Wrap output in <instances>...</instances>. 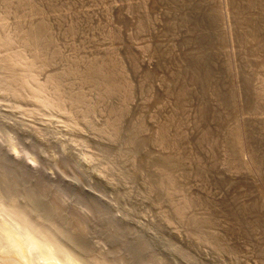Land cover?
<instances>
[{"label": "rangeland", "instance_id": "obj_1", "mask_svg": "<svg viewBox=\"0 0 264 264\" xmlns=\"http://www.w3.org/2000/svg\"><path fill=\"white\" fill-rule=\"evenodd\" d=\"M39 1L40 0H38V2ZM43 1L44 0L40 2ZM71 1L78 2L79 0H69L66 2ZM114 1L119 3L131 2V9L134 12L137 10L140 14V18L144 21L143 24H145V30L148 33L147 44L151 45L146 47L143 52L148 55L147 57L150 56L151 59L154 58L155 67L149 69L143 66L141 64V55L134 49L132 50L128 42L127 46L124 45V48L120 47L117 51L119 59L121 58L122 60L116 57V59L121 62L117 70H124L125 72L123 71L124 74L122 72L116 75L117 78H113L114 75L111 78L121 83L122 90H124L122 84L125 83L123 81L125 78L129 79L128 81L131 80L130 83L134 82V84H132V88H134L132 92H135L134 94L131 92L130 99L133 97L132 100L136 99L137 101L143 93L146 99H148V104H150L151 109L153 108V104H157L158 102H161V104L165 106L162 111L158 110L156 115L157 119L162 123V128L167 132L166 143L168 146L166 151L169 153V156L173 157V159L185 169L187 175L185 176L187 178L186 181L184 176L178 174L181 188H177L170 181L165 178L163 179V175H158L164 182V185H162L164 192V197L162 193L164 209L169 216L171 214L173 215V217L171 215L170 219H172L175 226L178 225L177 227L182 230L189 227L187 223L189 225L192 223L190 217L193 213H207V216L211 218L212 224L210 225L216 228L220 233L221 241L228 244V246L234 250V256L241 254V252H239L241 250V241H245L252 246L259 258L264 260V103H261L258 95L252 89L249 81H247L248 78L245 77L246 75L243 77V74H247V72L244 70V67H246L244 64V52L240 49V41H238L239 38L244 35L240 27L241 20L238 19L240 12L246 15V19L251 23L250 25H258V29L261 30L264 36V0ZM68 6L67 4L66 11L67 8H71L70 6H72L71 9L73 10V3L69 7ZM161 6H163L162 11L160 10V8H162ZM87 7L88 6H86V8ZM140 9H143V11ZM241 9H243V11H240ZM2 10L4 9L0 6V16H4L5 18L3 19L2 17V19H0V37L3 35L2 38L7 39L6 37L8 36V38H11L8 40H12L13 42H9L5 45L0 44V264H93L92 259L98 257L99 254L106 255L109 259L113 258V262L116 261V264H121L119 260L122 261L124 258L125 260L127 258L129 260L131 259L128 261V264H150V259H152L156 253L155 256L162 258L166 261V264H173L169 258L165 259V256H168V254L164 247H161L163 244L160 245L159 243L157 247L151 248V251L148 252L145 250L141 253V250L135 246L138 242L137 238V240L135 238L128 239V241H125L126 244L125 242L120 244L121 248L125 250V252H123L125 254L122 253L123 250L120 248V254H122L121 256L123 258L118 259V257H120L118 252H120V250L116 252L112 247L118 245L117 242L122 241L119 239L116 240L115 237H111L109 234L110 238H106L108 229L106 225L104 227L103 225L108 222V217L113 226L118 224L116 228H123L125 226V221H127V217L124 215L122 208L117 205L118 203L112 202L115 201V196L110 192L104 194L101 191L100 184L103 182V178L110 176L111 171L114 170V166L104 157L101 150H98L95 142L92 143L93 140L91 139V141L89 139L90 135H95V132L92 131L93 126L92 124L89 125V123L92 121L94 122V126H97L99 123L103 125L104 121L101 120V116L103 115L102 110H105L104 113L106 112L109 115L111 114L109 111L112 105L110 103H113V106L116 104L114 107H117L119 102H125L128 98H123V92L120 93L121 95L119 94L112 98L106 96L105 99H98V101L101 102L99 103L97 102L98 94H96V89L93 92L94 88L88 83V80L82 79L76 72L70 73L69 71L72 67L75 68L76 66L84 70L88 68L90 64L98 65V67L102 66L100 69L103 70V72L106 70L107 72L116 71L115 67V69H113V67L107 65L110 59L114 60L113 53L98 55L99 53L94 52L92 47L90 48L91 45L88 44L89 40H91L90 38L84 39L83 43L88 41L87 44H83L78 38H73L72 40L68 39L70 41V46L69 44L66 45L65 42L68 40L66 41L64 37H67L63 31H59L65 29V24L61 21V26L60 21L58 23L55 22L56 24H54L56 27L53 25V27H55L54 39L58 41H54L56 43L60 42L56 44L59 47L56 48V51L60 53L58 50L60 49L62 54H59L57 57L56 53L58 52H55L56 57L54 58H56V61L53 62H56V65L54 63L50 68L58 66L61 72L59 71L57 73V67L56 69L54 68L58 75L64 74L66 71L68 72L64 75L62 74L64 78L61 77L62 75L60 76V78H62L61 85L59 84V90H57L58 85L54 82L55 80H51V77L49 78L47 76L48 71L46 72L38 61H33L32 63L31 60L34 59H32L33 56L31 51H29L30 49L25 48L17 32L13 30L14 21L12 16ZM71 11L69 9L68 12L72 13L73 11ZM96 18L98 20L104 19L100 14H97ZM75 20L77 19H73L74 26L79 22L77 20L75 23ZM115 21L119 26H117V31L120 32L123 39H125L126 36L122 30L126 29L129 22L126 19L121 20L118 15L113 16V22L115 23ZM222 23L225 24V31H223L224 29L221 27ZM78 25L80 26L79 23ZM60 26L62 28H59ZM155 26H158L160 30L162 29L163 31L161 32H165V34L168 33V38L172 37V40L169 38V42H162V33L160 34L158 29L155 31ZM57 28H59V30ZM164 28H167V30L165 31ZM78 30L77 28V31ZM136 34L137 31H133L132 37L135 38L137 36ZM233 35L235 37H233ZM140 38L142 37H136L135 39L139 40ZM157 38L158 40H156ZM150 39L153 44L149 41ZM176 39L177 41H175ZM75 41L77 42L75 43ZM85 44L89 45V47H86ZM223 44L229 45L230 53L227 52L223 54L221 52L224 47ZM18 54L20 55L18 56ZM241 54H243V56ZM3 55H7V57L5 56V58ZM126 63L128 64L126 65ZM237 63H240V65ZM179 64H182L181 67L184 69L181 68ZM177 66L180 68L177 69ZM62 68L66 71L62 72ZM161 70L162 72H160ZM240 72L241 74L243 72V74L241 75ZM125 74H127V77ZM162 74L164 80L169 82L166 81L164 91L158 90L154 85L157 78L156 76ZM123 76L125 78H123ZM12 77L16 78V80ZM102 81H105V79L103 78ZM6 82L10 84H5ZM65 88L69 91H78L81 89L83 94H85V96L83 95L84 100L82 99L81 102L75 103ZM72 92L73 91L70 93ZM58 94L61 95L59 96ZM15 96L17 98H15ZM69 96L72 101L66 98ZM107 98L111 100H109V106L108 103H106L109 102L106 100ZM132 100L128 99V101L125 102L126 104L129 103L128 105L130 107L128 109V117L125 118L126 120L124 121L126 123L123 124L125 125L123 126V131L129 130L128 127L131 125L130 120L132 122V120L136 118L138 122L137 117L140 119V114L138 115V112H141V107L136 106V108L132 106L130 103ZM72 102H74V105H72ZM103 105H107L108 108L110 107L109 111L108 108ZM252 105L254 107H252ZM91 106L94 107L95 111ZM113 106L112 108H114ZM131 106L133 109H131ZM231 106L234 108H231ZM243 107H245V109ZM107 114L103 116L109 117ZM143 117L147 119L145 115ZM143 117L141 121L146 120ZM136 121L134 120L135 123ZM145 123L146 122H144V124ZM100 124L99 127H102L101 130L104 133L109 131V127ZM148 128L150 127L146 126L145 131L151 132V129ZM127 131L124 133H127ZM102 135L103 134H100V136ZM235 136H238L241 140H236ZM139 144H141V148L143 143L140 142ZM216 159L217 161H215ZM106 160L107 162L104 163L103 161ZM220 160H223L225 163L227 160H229V162L231 161V163L236 162L235 164L227 162L226 165L228 167L230 166L231 169L237 165L235 169H239V172L241 170V172H245L246 174L236 178L223 176L216 171L217 163L219 164ZM68 163L71 164V166L69 165L70 168L67 167L68 165H65ZM115 164L117 165V162H115ZM14 166L18 167L23 174L21 172V175L16 177L18 188L14 192H11L4 186L3 177L4 175H11ZM30 174L35 175L34 179ZM46 184L53 185L55 188L54 190V188L50 186L48 189L47 186H45L46 199H49L48 197L51 198L49 202L55 194H59L58 196L59 198L61 197L60 199L61 202L63 201V206L66 205L65 208H67V206L69 207V209L67 208L66 210H68L67 213L69 215L71 214L70 217L74 216V214L79 211L80 214H78H82L81 217H84V220L86 219L87 231H90L89 233L87 232L89 235L83 241L86 247V240L88 241V248L80 249V246H78L82 243L79 241L81 240L79 239V237H81L79 234H76V238L78 237L77 239L74 238L76 241L70 238L68 224L64 223L57 215H52L48 210L51 202L48 203V205L45 203L46 201L42 202L44 199H38L42 197L41 191ZM40 185L42 186L41 190ZM134 185L137 188L139 187L137 183H134ZM198 185L202 186L204 190L201 188L197 189L196 186ZM133 188L135 187L133 186ZM137 188H135L136 190L133 189L136 194L140 192L137 191L138 189L140 190V187ZM186 188L188 189L186 190ZM56 190L58 192L54 193L53 191ZM29 192H33V199L28 198ZM47 192H49V194ZM192 193L199 196V203L190 208V205L186 203V199L189 195H192ZM200 193H202L201 196ZM136 194H132L131 200L134 199L133 201H135L136 196H139V194ZM212 195H215L216 198ZM91 199H98L106 206L108 210L107 220L97 217L96 211L93 210V206L89 202ZM200 201L204 204H201ZM109 202L116 204L109 205ZM176 206H180L178 208L179 210L180 208L181 211L184 210L182 213L184 215L183 220L181 216L180 218L175 215ZM143 209L144 211L147 210L145 211V214H147L146 218L155 220L156 216L153 212L151 213V209L149 210V208L143 207L142 211ZM99 219L104 220L103 222L106 223L99 222ZM108 224L110 223L108 222ZM191 226L192 225H190V227ZM103 229H106V231ZM100 230H103L104 233ZM133 239L136 242H134ZM128 242H132L133 244H128ZM112 243H114V246ZM134 243L136 244L134 245ZM96 251L101 253L96 256ZM132 252H134V254ZM113 253L118 254V256H115ZM140 254H143L144 257ZM127 255H129V257H127ZM114 258H116L115 261ZM140 258H142V261H140ZM125 260H123L124 262L122 263H127ZM113 262L112 264H115ZM176 262H179V260L177 259Z\"/></svg>", "mask_w": 264, "mask_h": 264}, {"label": "bare ground", "instance_id": "obj_2", "mask_svg": "<svg viewBox=\"0 0 264 264\" xmlns=\"http://www.w3.org/2000/svg\"><path fill=\"white\" fill-rule=\"evenodd\" d=\"M35 1L34 0H0V6L4 9V10H2L3 12L5 11L8 15H11L12 16V19L14 21V22L12 21L13 22V25H14V27H13L14 29L13 30H15L17 32V35H19L18 37H20V39L23 42L25 48L30 49L29 51H31L32 56H33L32 59H34V60H31L32 63H33V61H38L40 63V65H41V67L44 70H46V72L48 71L47 72V76L49 78L51 77L50 78L51 80L52 79L55 80L54 82L57 83L56 85H58L57 86L58 87L57 90H59V86L61 85V79L64 78L63 75L66 74V73H68L66 70H64L62 68L63 69L62 72L63 71L64 72L66 71V72L64 74L62 73L63 75L61 74L62 75L61 76V75H58L57 74L59 71L61 72V69L58 68V66H56L57 69L54 66V68L56 70H58L57 73L55 72V69L54 68H50L54 63L56 65V62H53V61H56V58H54V57H56V56L58 57L59 54H62L60 49H58L60 51V53L58 51H56V48L58 47V45H56V44H58L60 42L56 43L55 41H58V40H55L54 39L55 38V36H54L55 35V33H54L55 29L54 28L56 27L55 26V24H56L55 22L58 23L59 21L60 22L62 21L63 24H65V26H64L65 29L64 30L63 29L62 30H59V28H62L61 27L62 26V22H61V26L59 28H57V29L60 32H62V31L64 32L65 36L67 37V38L64 37V39H66V41L68 39L69 40H72L73 38H78L83 43V41H84L85 38L86 39H89L90 38L91 40H89V43L88 44L91 45L90 48L92 47V49L94 50V52H98L99 53L98 55H100V54L106 55V54H112L113 53L114 60L110 59L107 62V65L113 67V69L116 68V71L107 72V70H106L105 72H107V73H105V72H103V70L100 69V67H102V66L98 67V65H92V64L89 63L90 65L88 66V68L85 67L86 69H84V70L81 69V68H79V67H77L75 65L76 66L75 68L74 67H72V68L70 67L71 69H70L69 72L70 73L76 72L77 74H79L80 77H82V79L88 80V83L91 84V86L94 88L93 92L96 89V94H98L97 102H99V103H101V102L98 101V99L99 100L105 99L106 96H108V98L109 97L112 98V97H114L116 95H119L120 93H123V92H124L123 93L124 97L123 96L122 97L124 99L128 98L129 100H132L133 97H132V99H130V98H131V94L132 93L134 94V92H135V91L132 92V89H134V88H132V84H134V82L133 83H130L131 80L128 81L129 79H126L123 76V78H125V80H123L125 83L122 84L123 85V89H124V90H122L121 89V85H120L121 83H119V81L117 82L116 80L113 79L114 77L117 78L116 75L121 74L124 71V70L123 71L117 70V67L121 64V62L119 61L121 58L119 59V57L117 55V51L119 50L120 47H123L124 48V45L127 46V43L129 42L130 46L132 47V50L134 49L138 54L141 55L140 56L141 57V64L143 66L151 69V68L155 67V60H154V58L151 59L150 56L147 57L148 55H146L143 52L146 47H149L151 45L150 44H147V39H148L147 36H148V33L145 30L146 29L145 28V24H143L144 21L142 20V18H140V14L137 12V10H136V12H134L131 9L132 8L131 2H120L119 3V2H115L114 0H79L80 2L79 1L78 2L71 1L73 3V5H74L73 6V10H72L71 9L72 6H70L72 3L71 2H66V1H69V0H44L43 2H40L42 0H40L39 2H38V0H35ZM53 1H55V2H53ZM125 1H127V0H125ZM132 2H133V0H132ZM187 2H189V1H187ZM67 4L71 8H67V11H66V5ZM140 5H141V3H140ZM147 5H148V3H147ZM86 6H88V7L86 8ZM161 7L162 8H160V10L162 11L163 10V6H161ZM133 8H134V6H133ZM69 9H70V11L72 10L73 12L72 11H71L72 13L68 12ZM140 10L143 11V9H140ZM240 11H243V9H241ZM163 12H161V13H163ZM97 14L102 15V17L104 19L98 20L96 18V15ZM114 14L115 15H118L119 18H121V20L126 19L129 22V25L126 27V29L123 28L124 30H122L123 33L126 36L125 39H123V37L121 36V33L117 31L119 26L117 25L116 21H115V23L113 22V16H115ZM2 17H3V19H5L4 16H2ZM2 17L0 19H2ZM142 17H144V16H142ZM148 17H149V15H148ZM74 18L77 19L79 21L78 23L80 24V26L78 25V23L76 24V26L78 25L77 26V28L79 29L78 31H77L76 26H74V23H73V19ZM238 19L241 20L240 21L241 26L240 25L239 26L241 27V30L244 33V35H242L241 38H239L238 41H240V49H242L243 50L242 52H244V58H245V63L244 64L246 66V67H244V70L247 72L248 76L245 73L243 74V72H242V74H243V77L246 75L245 77L248 78L247 81H249L250 85L252 86V89L258 95V98L261 100V103H264V102H262V101H264V36L261 33V30L258 29V25L257 26L255 24H254L255 26L250 25L251 23L246 19V15L243 14L242 12L239 13V18ZM77 20H75L74 22L76 23ZM159 22H161V21H159ZM125 23H127V22H125ZM150 23H149V25H150ZM151 24H153V23H151ZM53 25L55 27H53ZM161 25H162V23H161ZM151 26H150V28L152 29ZM164 27H166V26H164ZM221 27L224 29L223 31L226 30L224 23L221 24ZM160 28H162V27H160ZM157 29H158V26H155V31H157ZM166 30H167V28L165 29V31ZM133 31H135V32L137 31V34H136L137 36L136 37H142V38H140L139 40H137L138 38L135 39L136 37L135 38L132 37ZM158 31L160 32V34L162 33V35H161L163 37V38H161V41L162 42H164V41L165 42H169L170 41L169 40L170 37L168 38V33L165 34V32L164 33L161 32V31H163L162 29L161 30L158 29ZM151 32H152V30H151ZM155 34H157V33H155ZM169 34H170V31H169ZM211 34H213V33H211ZM56 35H58V34H56ZM2 36L0 38H2ZM233 37H235V36L233 35ZM6 38L7 39H3V38L0 39V44L1 45H5V44H7L9 42L10 43L13 42L12 40L11 41L8 40V39H11L10 37L8 38V36H7ZM69 40L67 41L69 43H67V42H65V43H66V45L69 44V46H70V41ZM156 40H158V38ZM149 41H151V39ZM175 41H177V39ZM76 42L77 41H75V43ZM87 42H84V43L87 44ZM79 43H81V42H79ZM152 44H153V42H152ZM185 45H186V43H185ZM72 46H73V43H72ZM87 46L89 47V45H86V47ZM223 46L224 47L222 48L221 52L223 54H226L227 52L230 53L229 52V45L228 44H223ZM232 47H233V45H232ZM79 49H81V48H79ZM7 50H9V49H7ZM173 51H171V52H173ZM55 52H58V53H56V56H55ZM238 53H239V51H238ZM169 54H170V52H169ZM19 55L20 54H18V56ZM241 55L243 56V54H241ZM5 56L7 57V55H5ZM69 56H70V54H69ZM61 57H62V55H61ZM116 57H118L119 60H117ZM76 58H75V62H76ZM96 59H97V57H96ZM4 60H7V59H4ZM100 61H101V59H100ZM24 63H26V62H24ZM80 64H81V62H80ZM127 64L128 63H126V65ZM237 64L240 65V63H237ZM181 65L179 64L180 67H181ZM13 67H15V66H13ZM180 67L177 66V69L180 68ZM231 67H232V63H231ZM127 68H129V67H127ZM181 68H183V67H181ZM6 70H7V68H6ZM124 72H123V74H124ZM160 72H162V70ZM34 73H35V71H34ZM240 74H241V72H240ZM47 76H44V77H47ZM60 76L62 78H60ZM112 76H113V78H111ZM119 76H121V75H119ZM125 76L127 77V74H125ZM156 77L157 78L155 80V84L154 85L157 87L158 90L164 91L167 80L166 81L164 80L163 74L162 75H157ZM12 78L16 80V78H14V77H12ZM103 78L105 79V81H102ZM40 80H42V79H40ZM179 80H180V78H179ZM7 81H9V80H7ZM10 82H11V79H10ZM190 82H191V80H190ZM15 83H16V81H15ZM5 84H10V83H7L6 82ZM20 86H22V85H20ZM20 86H18V87H20ZM29 87H30V85H29ZM39 87H40V85H39ZM5 88H7V87H5ZM65 89L67 90V88H65ZM65 89H63V90H65ZM28 91H29V89H28ZM32 91H33V89H32ZM71 91H73V92L70 93ZM12 93H14V92H12ZM67 93L70 94V96L73 98V101L75 103L81 102L82 99L85 96V94H83V92L81 91V89L78 90V91L77 90L76 91L75 90H70V91L67 90ZM20 94H22V93H20ZM142 94H141L139 100L136 101V99H135V100H132V102H130L132 106H135V107L136 106H139V107H141V110H140L141 112L140 113L138 112V115L140 114V116H139L140 119H138V117H137L138 122L136 121V118L134 119L136 121V123L134 122V120H132V122H131L130 119H127V120H130V123H131V125H129L130 127L127 126L129 128L128 131L126 130L127 133H124V132H126L125 130L123 131V129H124L123 126H125L123 124L126 123L124 121L126 120L125 118L128 117L127 116L128 115V109H129L130 106L128 105L129 103L128 104L125 103V102L128 101V99H126L125 102H119V103L117 102L118 103L117 107H114L116 104H114V106H113V103H110V101H111L110 99H109L110 101L108 100V98L106 99V100L109 101V102H106V103H108V106H109V103L112 104L111 105V109H110V107L108 108L107 105H103L104 107L106 106L108 108V111L110 109L109 112H111V114H109V115L106 112L104 113L105 110L104 111L102 110L103 115L107 114L109 117H106V116H103L102 114H100V115H102L101 116L102 117L101 120L104 121V124L103 125L109 127V129H108L109 131H107L106 133H104L101 130L102 127L101 128L99 127V124L100 123L97 126H94L93 125L94 122H92V121H91L92 123L91 122L89 123V125L92 124V126H93V128L91 127L92 128V131H94L95 132V135H96V136L95 135H90V138L89 139L90 140L91 139L93 140V141L91 140L92 143L95 142V145L97 146L98 150L100 149L101 150V153L104 155V157L109 162H111L112 166H114V170L111 171L110 176H106V177L103 178V182L100 184L101 191L104 194H108L109 192L112 193L113 196H115V198H114L115 201H112V202H117L118 203L117 205H119L122 208V210L124 212V215L127 217V221H125V223H124L125 226L123 225L124 226L123 228H119V227L116 228V226L118 224L117 225H114L115 227L113 226L112 222L110 221L109 217L107 216L108 210H107L106 206L100 200H98V199H96V200L91 199L90 201L88 200L90 202V204L93 206V210L96 211L95 213H96V215H97L98 218L101 217L102 219H106V217H108V220L107 219L106 220L111 225L108 224V222L106 223V222H103L104 220H102V219L100 220L99 219L100 220L99 222L106 223V224L103 225V227L106 225V227L108 229L107 230L108 233L106 234V236H107L106 238H110V236H111V237H115L116 240L119 239V240L122 241V242H117L118 245H115V246H118V247H115L114 246V243H112L113 246H114V247H112V249L114 248V250L116 252H118L120 250V252H118L120 254L121 253V249H122L120 244L124 243L125 241H128V239H131V238H135L136 239L137 238L138 239V242H137V244L134 243V245L136 244L135 246H137L139 248V250H141L140 251L141 253L144 252L145 250H147L148 252L151 251V248L157 247L159 243H160V245L163 244V246H161V247L162 248L164 247V249L166 250V252H167V254L169 256V257L168 256H165V259L166 258H169L171 260V263H173V264H209V263H211V264H264V260H262L261 258H259L258 254L253 250L252 246L249 243L245 242V241H241V250L239 251V252H241V254H239V255L237 254L236 256H234V254H233V253H235V252H233L234 250L231 247H229L228 244H225V242L223 243L221 241L220 233L217 231L216 228H214V227H212V225H210V224H212L211 223V218L209 216H207V213H205V212L204 213L202 212V213H199V214L193 213L192 215L190 214L191 215L190 219H191V222H192V223L190 222L191 223L190 225H192V226L190 227V225L186 222L189 227H187L185 230L184 229L182 230V229L178 228L177 227L178 225L175 226V224L173 223L172 219H170V217H171L172 214L169 216V214L164 209V199H163L164 192H163V186H162V185H164L163 179L165 178L166 180L170 181L175 187L181 188V182H180V178L178 177V174L180 176H184V178H186L185 176H187V175L185 173V169L182 168L179 165V163H177L173 159V157L169 156L168 155L169 153L166 151L167 150L166 148L168 146V144L166 143L167 142V132L165 131V129L162 128V123H161V121L159 119H157V115H156V113H158V110H161L162 111L163 107L165 108V106H163V104H161V102H158L157 104H153V108L151 109L150 108V104H148L149 103L148 99H146V97L144 96V94L143 95ZM62 95H63V93H62ZM16 96H15V98H17ZM70 96L69 97H66V98H68L69 100H71L70 99ZM124 99H122V100H124ZM74 102H72L73 103L72 105H74ZM112 106L114 108H112ZM246 106H248V105H246ZM92 107L93 106H91V108ZM232 107L233 106H231V108ZM252 107H254V106L252 105ZM71 108H72V106H71ZM228 108H230V107H228ZM243 108L245 109V107H243ZM93 109H94V107H93ZM93 109H91V110H93ZM131 109H133V107ZM94 111H95V109H94ZM64 112H66V111H64ZM99 112L101 113L100 110H99ZM229 113H230V111H229ZM144 115L147 117V119L145 117H143ZM129 116H130V112H129ZM142 117L145 118L146 120L145 121H141V118ZM132 118H133V116H132ZM79 119H81V118H79ZM90 119H92V118H90ZM142 120H144V119H142ZM144 122H146L147 124L146 123L144 124ZM95 124H97V123H95ZM163 124H164V122H163ZM100 125H102V124H100ZM146 126H149L150 127L148 129H151V132H146L145 131ZM169 127H171V126H169ZM203 131H204V129H203ZM198 132H196V133H198ZM100 134H103V135L100 136ZM87 135H86V137H87ZM238 139H239V137L237 136L236 137V140H238ZM239 140H241V139H239ZM140 142L143 143L141 148H140V145L141 144H139ZM236 142H238V141H236ZM96 146H94V147H96ZM149 146H150V149H149ZM170 149H171V147H170ZM102 159H104V158H102ZM107 160L106 161H103V162L105 163V162H107ZM119 160H120V162H119ZM178 160H180V159H178ZM199 161H201V160H199ZM213 161H214V158H213ZM215 161H217V159ZM233 161H235V160H233ZM115 162H117V165L115 164ZM220 162H219V164L217 163V168H216L217 170L216 171L218 173L222 174L223 176H226V177H229V178L230 177L236 178L238 176H243L244 174H246L245 172H241V170L239 172V169H235V167L237 165H235L234 168L232 167L233 169H231L230 166L228 167L226 165V163L229 162V160H227L226 163L223 160H220ZM229 163L230 164H233L234 162L231 163V161H230ZM65 165H68L67 166L68 168H70L69 165L71 166L70 163L65 164ZM13 168H12V174L11 175H4V177H3V184H4V186H6V188L9 191H11V192H14L18 188V183H17L16 177H18L19 175H21V172H22L16 166H14ZM197 168H198V165H197ZM205 173H203V174H205ZM22 174H23V172H22ZM160 174L164 176L163 179L159 177V176H161ZM30 175L34 179V176L35 175L34 174H30ZM35 178H37V177H35ZM185 180L187 181V178ZM188 180H190V179H188ZM198 180H200V179H198ZM134 183H137L138 184L137 186L140 187V190L138 189L139 187L137 188L135 186L136 184L134 185ZM40 184H41V182H40ZM47 184L44 185V187H43L44 189H42V186L40 185V187H41L40 190L42 189V191H41L42 197L41 198H38V199L39 200L44 199V200H42V202L43 201H46L45 203H47V204L51 202L50 205L48 204L49 205L48 210L50 211V213L52 215H57L64 223L68 224L70 238H72L73 240H75V239L78 238V237L76 238V234L77 235L79 234L81 236V237H79V239H81V240H79V239L78 240L81 241L82 243L78 242V243H80V245H78V246H80V249L81 248H83V249L88 248V241L86 240L87 247L85 245V242L83 241L89 235V234H87V232L89 233V231H90L89 229H88L89 231H87L86 219L84 220L83 219L84 217L83 218L81 217L82 214L79 215L80 214L79 211H77V213L74 214V216H71L70 217L71 214L69 215L67 213L68 210H66L67 208L69 209V207L67 206V208H65L66 205L63 206V203H62L63 201L61 202V199H60L61 197L59 198V196H58L59 194H57V195L55 194V196L52 197V200L53 201L51 200L49 202V200L51 198L48 197V195H47V197L49 199H46V191H45L46 188H45V186H47V188L49 189V187L51 185H47ZM133 186L138 189L137 191H140V192L137 193V194H139V196L133 190V189H135V188H133ZM198 186H196L197 189H200V188L202 189V186H199V187ZM52 187H53V185L51 186V188ZM51 188H50V190H51ZM187 189L188 188H186V190ZM54 190H55V188H54ZM202 190H204V189H202ZM132 191H134V192H132ZM53 192L55 193V192H58V191L56 190V191H53ZM244 192H245V190H244ZM47 193L49 194V192H47ZM134 193L137 195L136 198H135V201H133L134 199L131 200L132 194H134ZM162 193H163V197H162ZM201 194L202 193H200V196H201ZM212 196L215 197V195H212ZM198 197L199 196H197V195H195V194L192 193V195H189V197L186 199V203L188 205H190L189 206L190 208H191V206L197 205L199 203L198 202L199 201ZM28 198L29 199H33L34 198L33 197V192H29ZM169 201H170V199H169ZM89 202H87V203H89ZM112 202H109V205L116 204V203H112ZM201 204H204V203L201 202ZM143 207L149 208V210L151 209L150 210L151 213L153 212V214L156 216L155 220H151L149 218H146L147 217V214H145V211H147V210L144 211V209H143V211H142V208ZM179 207H177V209L175 210L176 212L175 211L174 212H175V215H177L179 217L181 216L182 218L181 217L180 218L183 220L184 219V215L182 213L184 212V210L181 211V208L179 210L178 209ZM206 207H209V206H206ZM172 208H173V206H172ZM73 211H76V210L74 209ZM204 211H206V210H204ZM69 212H70V210H69ZM148 213H150V212H148ZM263 216H264V214H263ZM172 217H173V215H172ZM94 218H96V217H94ZM183 223H184V221H183ZM99 225H102V224H99ZM103 230L106 231V229H103ZM103 233H104V231H103ZM124 237H125V239H124ZM134 242H136V241L134 240ZM131 243L128 242V244H131ZM125 244H126V242H125ZM128 244H127V246H128ZM129 247H132V246H129ZM115 251H112V252H115ZM158 251H160V250H158ZM123 252H125V250H123L122 253ZM153 252H151V253H153ZM99 253H101V252H99ZM99 253L96 251V256ZM132 253L134 254V252H132ZM113 254L115 256L116 255L118 256V254H115V253H113ZM123 254H125V253H123ZM126 254H128V253H126ZM99 255L96 258H94V256H93V258H94V259H92V263L93 264H112L113 258L112 259L111 258L109 259L108 257H106V255L105 256L102 255V254H99ZM121 255L122 254H120V257H118V259L119 258L120 259L123 258ZM129 255H127V257H129ZM155 255L152 257V259H150L151 260V261H149L150 264H166V261H164L162 258H158L159 256L156 257ZM123 256H125V255H123ZM143 257H144V255H143ZM130 258H131V256H130ZM142 258H140V261H142ZM145 258H146V256H145ZM127 259L125 260V258H124V259H122V261L121 260H119V261H120L121 264H128V261H130L131 259L130 260L129 259L127 260ZM132 259H133V257H132ZM177 259L179 260V262H176ZM115 260H116V258H114V261ZM123 260H125V262L127 261V263H122V262H124ZM147 262H148V260H147ZM113 263L116 264V261L113 262Z\"/></svg>", "mask_w": 264, "mask_h": 264}]
</instances>
